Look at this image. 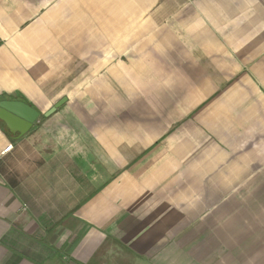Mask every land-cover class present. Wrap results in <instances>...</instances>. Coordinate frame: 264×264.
I'll list each match as a JSON object with an SVG mask.
<instances>
[{"label":"crops","instance_id":"crops-1","mask_svg":"<svg viewBox=\"0 0 264 264\" xmlns=\"http://www.w3.org/2000/svg\"><path fill=\"white\" fill-rule=\"evenodd\" d=\"M4 99L0 264H264V0H0Z\"/></svg>","mask_w":264,"mask_h":264},{"label":"water","instance_id":"water-1","mask_svg":"<svg viewBox=\"0 0 264 264\" xmlns=\"http://www.w3.org/2000/svg\"><path fill=\"white\" fill-rule=\"evenodd\" d=\"M59 105L60 102L56 103L45 115L52 113ZM38 116L39 112L36 109L22 101L0 100V120L11 132H18L19 135H23Z\"/></svg>","mask_w":264,"mask_h":264},{"label":"built area","instance_id":"built-area-1","mask_svg":"<svg viewBox=\"0 0 264 264\" xmlns=\"http://www.w3.org/2000/svg\"><path fill=\"white\" fill-rule=\"evenodd\" d=\"M10 148H11V146L8 145V146L4 149V151H8Z\"/></svg>","mask_w":264,"mask_h":264}]
</instances>
